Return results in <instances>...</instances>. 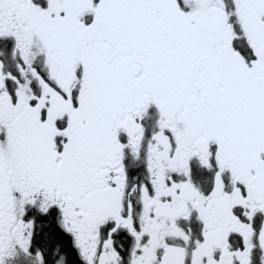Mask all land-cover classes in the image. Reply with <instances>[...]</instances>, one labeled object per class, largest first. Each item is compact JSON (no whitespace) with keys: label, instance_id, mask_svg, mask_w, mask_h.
I'll use <instances>...</instances> for the list:
<instances>
[{"label":"snow or ice","instance_id":"obj_1","mask_svg":"<svg viewBox=\"0 0 264 264\" xmlns=\"http://www.w3.org/2000/svg\"><path fill=\"white\" fill-rule=\"evenodd\" d=\"M0 264H264V0H0Z\"/></svg>","mask_w":264,"mask_h":264}]
</instances>
